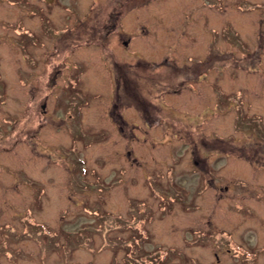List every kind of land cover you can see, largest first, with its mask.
Returning a JSON list of instances; mask_svg holds the SVG:
<instances>
[{"label":"rangeland","instance_id":"rangeland-1","mask_svg":"<svg viewBox=\"0 0 264 264\" xmlns=\"http://www.w3.org/2000/svg\"><path fill=\"white\" fill-rule=\"evenodd\" d=\"M116 1L23 0L0 22V264H134L117 237L142 226L161 264H264V138L247 129L264 128V0ZM165 57L197 73L175 93V68L147 64ZM136 60L137 99L112 71Z\"/></svg>","mask_w":264,"mask_h":264},{"label":"trees","instance_id":"trees-1","mask_svg":"<svg viewBox=\"0 0 264 264\" xmlns=\"http://www.w3.org/2000/svg\"><path fill=\"white\" fill-rule=\"evenodd\" d=\"M120 1L117 0L115 6L121 7L122 1L121 2ZM118 2H120V3H118ZM122 12L123 11H122L121 8L115 9L114 10V14H113V10H110L107 20L108 21L112 20L113 23L110 24V28L108 29L107 33H109L114 28H116V26H115L116 25V21L118 20V18L122 14ZM233 37H235V36H233ZM256 59L258 60V55L257 54H253V56L251 57L250 62H248V60H242V63H236V65L235 64L234 65L236 67H241L242 66L243 68H249L251 63L257 61ZM137 60L135 62H133V63L113 61V65H112L113 68L111 67L112 71H114L113 75H114V78H115V85H116V88H117L116 89L117 92H118V89L120 87H122L125 91L129 92V94H131L135 99L139 98L140 93L137 91L136 87L131 86V84H130L131 83L130 75H134V71H132V69L134 68L133 66H135V67H137V66L139 67L140 66V61H137ZM225 60H226V64H227V63H230L233 59L225 57ZM169 61L170 60L167 57H165L159 62H152V63H147V64L150 65V67L154 68V69L158 68L159 66H162V67H165V68H169V67L172 68V66H173L175 68V69H172V71L171 70L167 71L168 73L165 76L166 78L163 76V79L166 81V84L169 85V88H167L166 92L175 93V92L179 91V89L183 86L184 82L188 80L187 77H190L191 75L197 74V73L184 74V73L181 72V68L176 66L173 62H172L173 63L172 64ZM234 61H238V60H234ZM208 64H209V58L208 59H204L203 61H197V64H194V67L201 70L202 67L204 69L205 66H207ZM184 70L185 69H183V71ZM173 76L178 77V78L176 79ZM145 103L150 104V101L148 100L146 102V100H145ZM151 105H152V103H151ZM146 108H147V105H146ZM146 108H145V111H147ZM238 116H241L240 113L238 114ZM146 117L147 116L145 115V120L148 121V119ZM237 118H239V117H237ZM256 118H257V120H260L258 117H256ZM240 126H242V124L238 121L237 122V128H239ZM247 129H248L249 134H253V136H255V137L264 138V136L262 135V134H264V128L260 124V122L255 123V124H251V123L247 124ZM215 137H217V135H215ZM199 139H200V137H199ZM202 139H204V138H202ZM204 142L207 143L206 141H204ZM113 219L114 220H118V221H122L121 217H113ZM36 225L39 226V224H36ZM42 227H44V226H42ZM89 227L93 228V225H90ZM139 229H140V231H136L135 232V236H134L135 240H133V241L130 240V242H128V241L125 242L126 239H124L122 237H119V236L117 237V239H120L122 241L123 245H124V243H127V245H126L127 247L126 248H127L129 253H133L135 251L134 254L136 255V252H139V251L144 252V253L140 252V256L137 257V258L132 257V258H134V262H135L134 264H139V261H140V264H161L162 263L161 262L162 258H158L157 256L164 254V257H165L166 254L168 253V251L160 250V251H158L157 255H155L154 257H151L152 256L151 252H146L145 250H143L139 246L140 245V240L144 239V238H147L149 236V234H148V232L146 231V229L143 226L141 228H139ZM85 230L88 231L87 229H85ZM82 232H83V230L81 232H77V233H78L79 236H83L81 234ZM69 233H70V231H69ZM222 237L223 236H221V238ZM84 238H86V235H85ZM113 240H115V239H113ZM114 243L122 244V243H119V241H116V240H115ZM239 250L242 251V252H245V253L249 252L248 249H246L245 247L243 248L241 246H239ZM148 254H150V255H148ZM172 264H178V263H172Z\"/></svg>","mask_w":264,"mask_h":264},{"label":"flooded vegetation","instance_id":"flooded-vegetation-1","mask_svg":"<svg viewBox=\"0 0 264 264\" xmlns=\"http://www.w3.org/2000/svg\"><path fill=\"white\" fill-rule=\"evenodd\" d=\"M38 2V0H37ZM24 6L23 0H0V22L2 21V23L4 24L6 22V14H7V9H19L22 10V7ZM38 9H39V5L36 2H32V5H30V10L32 14H38ZM3 13H5V15H3ZM15 22L12 24V26L14 27V30L19 29L20 31L23 30L24 28L28 27H24L23 26V22L21 23V21L17 18H15ZM248 69V68H247ZM43 108V107H42Z\"/></svg>","mask_w":264,"mask_h":264}]
</instances>
